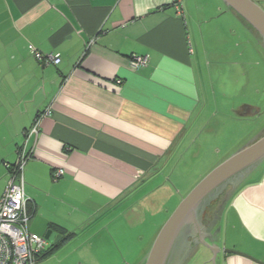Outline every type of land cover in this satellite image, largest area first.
<instances>
[{
	"label": "crops",
	"instance_id": "obj_1",
	"mask_svg": "<svg viewBox=\"0 0 264 264\" xmlns=\"http://www.w3.org/2000/svg\"><path fill=\"white\" fill-rule=\"evenodd\" d=\"M200 18L189 21L185 0H0V196L7 165L24 148L29 231L72 234L60 247L75 237L95 239L91 246L108 247L109 264L120 263L111 229L116 218L135 207L133 196L157 189L153 179L199 132L219 131L212 117L199 127L204 80L221 81L226 100L247 82L234 40ZM31 48L60 61L45 65ZM132 56H147V64L132 68ZM229 104L230 115L257 124L244 147L264 133V107L258 103L259 113L240 117L233 110L242 104ZM263 161L256 176L229 189L207 224L205 240L216 254L213 262V252L199 243L193 250L199 264H264ZM127 221L118 233L135 223Z\"/></svg>",
	"mask_w": 264,
	"mask_h": 264
},
{
	"label": "rangeland",
	"instance_id": "obj_2",
	"mask_svg": "<svg viewBox=\"0 0 264 264\" xmlns=\"http://www.w3.org/2000/svg\"><path fill=\"white\" fill-rule=\"evenodd\" d=\"M254 1L264 9V1ZM185 8L189 21L190 17L195 21L201 19L202 14L206 21L213 25L219 24L223 31L230 35V38L234 40V46L232 45V47L248 74L247 82L243 84L240 93L235 99L227 97L226 100L225 96H228V94L226 93L225 95L223 83L213 77L212 84H210L207 71L202 74L203 80L208 77L204 80L208 91H206L207 99L205 104L201 108L200 116L202 119H199V127L205 122V119L212 117V129L215 128L214 125L216 123L220 122L219 131H212V133L208 134V137H204L207 131H203L199 135L200 132L198 130L197 133H199L195 137L196 141L189 146L186 145L184 147L185 151L183 150L181 155L176 154L173 156L164 165L163 170L153 179L154 187L158 186L157 189L150 190V192L143 195L136 194L133 196L131 202L136 203L135 207L129 211H123L122 213L124 214L120 213V216L116 218L111 229L114 230V238L116 240V243L113 244L114 248H117L118 245L121 247L120 258H118L119 264H137L144 256V252L150 243H152L151 240L155 234H157L180 200L209 171L241 149V145L245 143L246 139L248 140L256 133V122L251 119H240L230 115L229 110L232 108H230L231 105L229 103H233L234 107H238L241 104L257 105L259 103L260 106L264 107V48H261L260 45L258 46L253 34L244 29L242 25L236 23L237 17L232 11H227L222 0H185ZM260 117L259 123L264 122V113ZM197 153H199L198 156ZM260 166L258 165L257 169L250 175L248 173L242 176L238 185L256 176ZM220 200L219 198L218 204H220ZM145 201L146 204H144ZM145 205L149 207V210L143 211L142 208ZM210 214L212 213L210 212ZM128 218H132L135 223L128 230L125 228L118 233L116 231L117 226L121 224V228H123L128 222ZM116 232L118 233L117 236ZM80 238L75 237L68 240L64 246L45 255L36 264L108 263L107 259H104L106 257L105 252L109 250L108 247L97 248L96 245L91 246L92 243L97 244L95 239L89 238L83 241ZM127 246L133 249L132 255L128 254L130 249ZM195 253L196 251L192 252L183 264H199V258L195 256ZM207 264L210 263L207 262Z\"/></svg>",
	"mask_w": 264,
	"mask_h": 264
},
{
	"label": "water",
	"instance_id": "obj_3",
	"mask_svg": "<svg viewBox=\"0 0 264 264\" xmlns=\"http://www.w3.org/2000/svg\"><path fill=\"white\" fill-rule=\"evenodd\" d=\"M235 14L241 17L259 36L264 44V9L254 0H222ZM233 112L240 117H252L259 113L254 105L242 104ZM264 160V133L252 142L237 150L209 171L178 203L165 220L147 252L144 264H166L175 241L190 224L197 229V237L189 244L195 247L204 244L213 252V262L216 252L212 244L206 242L202 230V213L206 205L212 201V195L225 188L228 184L233 188L238 185L242 176L250 173ZM236 180L235 182H232ZM216 196V195H215ZM211 199V200H210ZM201 213L197 215L198 210ZM185 233V232H184ZM185 235V234H184ZM49 243L56 244L62 239L61 234L48 229L44 235ZM235 252L233 250H229ZM239 253V252H237Z\"/></svg>",
	"mask_w": 264,
	"mask_h": 264
},
{
	"label": "built area",
	"instance_id": "obj_4",
	"mask_svg": "<svg viewBox=\"0 0 264 264\" xmlns=\"http://www.w3.org/2000/svg\"><path fill=\"white\" fill-rule=\"evenodd\" d=\"M179 10V5H175ZM33 56L45 65L58 64V54L42 55L31 48ZM147 64V56H132L130 66L138 68ZM38 119L31 131L37 133ZM29 155L24 148L18 149V159L8 167V179L0 196V264H36L38 257L49 243L43 236L28 228L30 212L24 192L23 167ZM57 170L55 177L61 175Z\"/></svg>",
	"mask_w": 264,
	"mask_h": 264
},
{
	"label": "flooded vegetation",
	"instance_id": "obj_5",
	"mask_svg": "<svg viewBox=\"0 0 264 264\" xmlns=\"http://www.w3.org/2000/svg\"><path fill=\"white\" fill-rule=\"evenodd\" d=\"M236 180L233 179L232 182H235ZM232 187L230 186V184H228L225 188H220L219 191H216L212 196V201L209 202V204L206 205L205 209L203 210L202 213V230H201V234H206L207 232V224L209 223V221L211 220H215L217 218V214H218V209L221 208L222 203L220 204H216V208H215V212L214 215L212 214V216H207L206 214V209L211 205V203L213 202V200H217L219 199L220 195L223 194L224 196L221 197V201L223 202L226 195L229 193V189H231ZM216 195V196H215ZM223 198V199H222ZM211 200V199H210ZM219 205V206H218ZM202 208H200L197 212V215L201 213ZM185 232V233H184ZM184 232H182L181 235H179L175 241V244L172 248V251L169 255V258L167 260L166 264H182V262L184 261V259H186L194 250V247L192 246V243L189 244L190 240L192 239V237L194 238V241L197 237V229L194 225H188L185 229ZM185 234V235H184Z\"/></svg>",
	"mask_w": 264,
	"mask_h": 264
},
{
	"label": "trees",
	"instance_id": "obj_6",
	"mask_svg": "<svg viewBox=\"0 0 264 264\" xmlns=\"http://www.w3.org/2000/svg\"><path fill=\"white\" fill-rule=\"evenodd\" d=\"M241 18V17H240ZM222 195L223 194H221L219 197L221 198L222 197ZM218 200L219 199H217V200H213V202L211 203V205L206 209V214L207 215H209V216H212V214H210V212L211 213H213V211H214V209L216 208L215 206H216V204H218ZM222 201L220 200V203H221ZM213 206V210H211V207ZM71 235L72 234H70V233H63L62 234V239L59 241V242H57L56 244H51L43 253H41V255L38 257V260L40 259V258H44L45 257V255H47V254H49V253H51L52 251H54V250H56L58 247H60V244H61V242H63V241H65V240H67V239H69L70 237H71Z\"/></svg>",
	"mask_w": 264,
	"mask_h": 264
}]
</instances>
